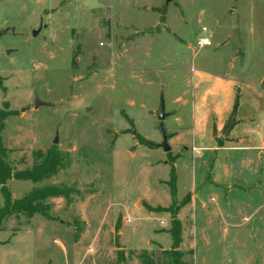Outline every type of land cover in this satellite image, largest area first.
<instances>
[{
    "label": "rangeland",
    "instance_id": "374dc122",
    "mask_svg": "<svg viewBox=\"0 0 264 264\" xmlns=\"http://www.w3.org/2000/svg\"><path fill=\"white\" fill-rule=\"evenodd\" d=\"M163 7L0 0V31L14 29L0 37L2 146L16 171L51 148L60 160L55 176L6 188L11 201L66 192L44 201L48 217L0 222V264H142L143 253L164 264L174 211L184 264H264V0ZM215 83L229 88L207 93ZM161 98L169 152L150 146Z\"/></svg>",
    "mask_w": 264,
    "mask_h": 264
},
{
    "label": "trees",
    "instance_id": "16d2710c",
    "mask_svg": "<svg viewBox=\"0 0 264 264\" xmlns=\"http://www.w3.org/2000/svg\"><path fill=\"white\" fill-rule=\"evenodd\" d=\"M1 130L2 120L0 118V132ZM34 157V164L30 169L16 171L8 160V151L2 146L0 138V192L4 201V205L0 208V222L13 215H23L28 219L35 215L48 217V207L44 204V201L48 198L66 196V192L63 189L45 186L32 190L20 200L11 201V196L6 188L9 180L39 183L56 175L60 166V160L53 148L45 154L36 153ZM171 198L174 201L175 191L173 186L171 187ZM175 214L176 211L172 212L171 227L168 231L172 238L171 249L161 251V260L164 261V264H184L182 258L185 255L178 250L181 244V226L179 221L174 217ZM123 259V255H117L118 261H123ZM139 259L142 264H156L152 256L146 253L139 255Z\"/></svg>",
    "mask_w": 264,
    "mask_h": 264
},
{
    "label": "water",
    "instance_id": "95a60500",
    "mask_svg": "<svg viewBox=\"0 0 264 264\" xmlns=\"http://www.w3.org/2000/svg\"><path fill=\"white\" fill-rule=\"evenodd\" d=\"M173 1L174 0H164V7L162 9V13L163 14L165 13L168 5L170 3H172ZM44 28H46V26L43 25L42 22H40L38 29L32 30L31 36L33 38H36L39 35V33L41 32V30L44 29ZM9 31L11 33H13L14 32V29L11 28V27H8L4 31H0V37L2 35H5ZM10 53H11V51H7L6 52V55H9ZM33 105H34V108L35 109H37L38 107H50L51 106V105H48V104H45V103H41L37 97H35V99L33 101ZM22 111H23V109H22ZM167 117H168V114L165 113L164 103H163V100L161 98L159 110L157 112V120L159 122V132H160L162 141H161L160 144H155V145H150V146L153 147V148H161V149H163L164 152H169L171 150L170 147H169V145H168V136L166 135L165 130H164V127H163V121ZM232 127H233V121H231L229 123L226 131H224L223 135L221 136V139L222 140H226V136L229 134V132L231 131ZM56 143H57V134H56V136L54 138V141H53V144H56Z\"/></svg>",
    "mask_w": 264,
    "mask_h": 264
},
{
    "label": "crops",
    "instance_id": "0c3cea01",
    "mask_svg": "<svg viewBox=\"0 0 264 264\" xmlns=\"http://www.w3.org/2000/svg\"><path fill=\"white\" fill-rule=\"evenodd\" d=\"M207 82H209V81H204V83H207ZM200 83V82H199ZM216 84V85H215ZM214 85L216 86V90L213 92H210L211 90H209V91H207V93H211V94H215V95H217V90H219V89H225V90H227L229 87H228V85H226L225 87H222V86H217V85H219L218 83H215ZM198 86H200L201 87V83H200V85H198ZM197 86V87H198ZM219 95V94H218ZM195 99L196 100H202V98H200V94H199V96L198 95H196L195 96ZM197 110H198V107L196 108V106L194 107V113H193V123H194V125H198L199 123H198V120H197V116H196V113H197ZM228 112H231V109H228ZM226 114H227V109H221V108H216L215 109V116L217 117V126H220V123H222L223 122V120H224V118H225V116H226ZM178 119V118H177ZM200 126V125H199ZM182 242V241H181ZM162 251H164V250H162ZM124 256V258L126 257V255H123Z\"/></svg>",
    "mask_w": 264,
    "mask_h": 264
},
{
    "label": "built area",
    "instance_id": "2783aa9c",
    "mask_svg": "<svg viewBox=\"0 0 264 264\" xmlns=\"http://www.w3.org/2000/svg\"><path fill=\"white\" fill-rule=\"evenodd\" d=\"M201 31H202L203 34L207 33V30L205 28H202ZM197 45H198L199 48H205V47H210L211 46L210 41H209V39L207 37L200 38L199 41L197 42Z\"/></svg>",
    "mask_w": 264,
    "mask_h": 264
},
{
    "label": "flooded vegetation",
    "instance_id": "af4514ba",
    "mask_svg": "<svg viewBox=\"0 0 264 264\" xmlns=\"http://www.w3.org/2000/svg\"><path fill=\"white\" fill-rule=\"evenodd\" d=\"M42 19H43V16H40L39 17V24H40V22H42ZM14 33V32H13Z\"/></svg>",
    "mask_w": 264,
    "mask_h": 264
}]
</instances>
